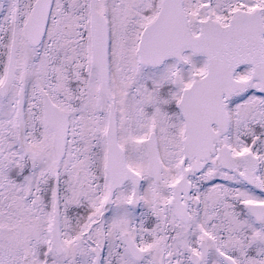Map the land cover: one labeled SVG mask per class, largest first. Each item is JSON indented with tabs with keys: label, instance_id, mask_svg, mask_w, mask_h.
Wrapping results in <instances>:
<instances>
[{
	"label": "snow or ice",
	"instance_id": "1",
	"mask_svg": "<svg viewBox=\"0 0 264 264\" xmlns=\"http://www.w3.org/2000/svg\"><path fill=\"white\" fill-rule=\"evenodd\" d=\"M0 264H264V0H0Z\"/></svg>",
	"mask_w": 264,
	"mask_h": 264
}]
</instances>
